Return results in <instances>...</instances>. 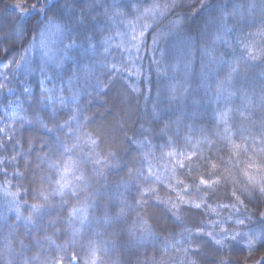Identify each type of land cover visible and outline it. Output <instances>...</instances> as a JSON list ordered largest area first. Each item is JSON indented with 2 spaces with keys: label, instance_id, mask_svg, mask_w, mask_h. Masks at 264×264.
I'll use <instances>...</instances> for the list:
<instances>
[{
  "label": "trees",
  "instance_id": "obj_1",
  "mask_svg": "<svg viewBox=\"0 0 264 264\" xmlns=\"http://www.w3.org/2000/svg\"><path fill=\"white\" fill-rule=\"evenodd\" d=\"M237 2L239 0H0V73L6 71L4 64H12L14 60L20 62V56L25 54L39 34L38 24L43 17L40 12L32 10L33 3L50 7V17L52 12L71 5L65 15L75 14L78 19L84 20L81 33L91 30L89 35L94 32L97 39L111 37L108 54L104 53L102 45L99 46V56L95 58H84L82 50H73L70 53L72 58L65 61L63 70L55 78V85L49 84V87L63 88L61 94L66 99L73 89L80 93L78 105H55L60 121L69 120L72 124V127L65 125L63 133L46 131L36 119L39 117L47 122L53 107L38 103V81L22 76L15 66V79L9 75L5 81L0 76V129H3L0 131V145L8 146V152L3 155H15L18 164L15 170L11 165L0 164V195H8L5 188L11 193L19 189L17 199L25 216L29 214L25 211L28 205L42 202L36 199L40 193L41 177H50L52 181L59 179L56 171L49 168V161L42 158L49 155L46 145H54L56 139L63 141L64 149H71H62L54 157L61 168L71 161L92 177V188L89 192H81L79 197H73L65 190L66 205L59 204L60 197L50 198L53 203L51 211H58V215H45L30 228L15 219V212L1 211L0 216L6 214L12 225L19 226L13 230L0 219V264L9 260L11 264H23L25 259L30 264H55L61 258L64 264H71V255L77 257L75 264H90L93 246L97 249V264H192L193 261L195 264H264V242H257L248 248L246 238L241 235L220 246L209 236L197 234V229H215L214 235H222L215 224L225 218L228 219L224 227L229 232L239 230L241 233L256 228L264 220V194L260 192V187L264 186V167L259 163L264 160V152H260L264 141L258 131L264 127L261 124L264 110L259 107L264 89V51L254 47L253 51L260 53L257 59L249 65H241L245 71L235 83L252 98L249 111L253 115L244 119L238 113H230V132L224 131L225 126L218 123L215 116L217 109L225 107L224 103L213 101L211 92L205 96L200 87L201 73L208 72L210 62L206 50L212 56L224 55L230 60L233 51L239 55L242 50L236 48L238 36L248 37L255 45L264 47V12L259 8L252 15L246 14L242 24L229 25L233 28L227 37L232 43L231 49L222 42L213 43L216 24L211 20L216 14V5L222 3L231 11L232 5ZM155 5L161 7L155 8ZM18 8L25 15L21 16ZM177 20L181 21L178 26L173 23ZM17 27L24 29L23 40L14 39ZM133 35L138 39L133 41ZM67 43L69 41L64 39L63 44ZM133 44L139 47L138 52ZM105 58L109 67L101 68L99 60ZM111 64H116L121 71L113 73ZM215 71L221 79L226 75L222 70ZM22 80H27L33 88L30 99L21 94L17 81ZM215 81L216 77L209 79L212 89L215 88ZM173 86L177 96L187 87L192 96L200 101L197 106L200 114L196 120L181 119L177 109L169 105V89ZM192 96L184 97L189 108ZM231 105L243 107L244 101L237 94ZM154 107L162 110V120L171 125L170 132L167 136L158 132L140 136L142 131L147 133L164 126V123L157 124L152 119ZM73 112L83 117L79 125L71 120ZM20 117H25V122L22 123ZM177 120H180L179 125L175 123ZM47 126L54 129L51 123ZM6 132L14 139H5ZM86 133H91L98 141L95 152L100 153L102 161L109 152L115 153L118 158L119 162L115 164L110 158L106 160L107 166H103L105 175L102 177L94 176L92 171L102 165L85 163L94 158L93 146ZM78 135L82 137L79 142L75 139ZM182 154L197 161V171L191 174L193 179L202 176L208 180L211 177L210 183L212 180L218 183L213 186L214 191L210 190L211 195L205 193L201 186V194L210 203V208L203 211L193 208L185 212L182 205V219L177 221L169 206L177 202V193L184 195L177 185L178 179H183L189 186L191 194L185 195V199L202 202L192 190L191 180L185 178L186 169L178 167V161L186 165L191 163ZM38 158H41L39 163ZM213 164L214 169L211 167ZM129 168L141 170L148 177L155 188L152 198L143 208L136 205L133 197L139 195L137 187L148 186L144 180H139L128 188L126 196L131 210L126 209V217L122 221L107 226L94 224L91 228H82L78 235L73 236L75 225L67 220L68 205H75L77 199L87 197L94 205H99L89 209L90 215H102L104 205L111 208L119 203V197L113 190L119 181L128 177ZM17 171L23 173V179L16 176ZM72 172L71 168L67 172L70 186L78 183ZM54 186V183L43 184L44 189ZM234 190L242 204L232 196ZM97 192L100 195L93 194ZM225 203L235 204L236 207L222 208ZM138 215L147 221L153 232V237L143 243L129 240L127 236V230L136 227L133 222L137 221ZM238 216H248L251 220L237 225ZM50 220L57 221L55 227ZM185 228L191 231L184 232ZM182 232L184 235H181ZM5 237L12 241L14 251L4 247ZM21 240L25 245L23 248L18 243ZM112 241H115V246ZM176 241L180 243L176 244ZM58 245L62 247L58 248Z\"/></svg>",
  "mask_w": 264,
  "mask_h": 264
},
{
  "label": "snow or ice",
  "instance_id": "obj_2",
  "mask_svg": "<svg viewBox=\"0 0 264 264\" xmlns=\"http://www.w3.org/2000/svg\"><path fill=\"white\" fill-rule=\"evenodd\" d=\"M33 11H38L42 14V19L39 21L38 24V31L40 33V40H39V48L41 50V62L38 65H34L33 60L31 58V48L25 51L24 55L20 56V62L17 63L15 60L12 64H4V68L6 69L5 72L0 73V76H3L4 80H8V76L12 75L13 79L16 78V71H13V66L17 69L20 73H22L25 77H30L33 74H39V86H40V93L37 97L38 103H44L45 106L52 105V113L49 116L47 122L43 119L36 117L40 126L44 128L48 132L58 131V132H65L66 127H72L71 121L65 120L62 123L57 115L55 105L59 104L64 106L66 103H73L78 105V96L80 95L79 91L73 89L72 94L69 98H65L64 95L61 93L63 92V88H57L56 86L49 87V84L55 85V78L60 74V72L64 68V63L66 60L71 59L70 53L73 50H82V55L84 58H95L99 56V46L104 47V53L108 54L110 52V40L111 37H100L99 39L96 38L95 33L93 32L92 35H89V31L85 30L83 33L80 32V28L84 24L83 19H78L75 14L65 15V12L71 7V5H65L64 8H61L57 11L52 12V16L50 17L48 13L52 11L50 7L45 6L44 4L37 5L33 3L31 5ZM113 7L115 8L116 5L114 4ZM155 8L161 7L160 5H155ZM164 7H168V5H164ZM259 8L262 12H264V0H239V2L234 3L231 7V11H229L226 5L222 3H218L214 9L215 15L212 17L211 22L216 24V33H215V40L213 43L219 41L223 44L227 45L228 48H232V43L227 39L228 35L233 31V28L229 25H239L242 24L246 19L247 15H252L253 12ZM21 16L25 15L22 9L18 8ZM151 11V10H149ZM107 11H105V15H107ZM91 20V16L88 17ZM175 25H179L181 21L177 20L173 22ZM239 30V29H238ZM262 34H264V30H262ZM143 35V32L140 34ZM251 35V34H249ZM57 36L61 38V44L63 45L60 48L53 49L51 44L48 42V37ZM75 37V39H73ZM24 38V29L22 27H17L14 32V39L17 41L23 40ZM66 39L69 41L67 44H63V40ZM138 37L136 35L132 36V40H137ZM155 43V40H154ZM116 47H122V45H116ZM132 47L137 48V52L139 51V47L135 44ZM254 47H260L261 51H264V47L255 45L252 41L248 39V37L238 36L236 37V48L242 49L239 52V55L235 54L233 51L231 59H226L224 55L219 57H215L211 55V52L206 50V55L210 56V62L208 66V72L201 73V83L200 87L203 89L205 96H207L210 92L212 95V100L216 103L223 102L225 107L223 109H217L215 116L218 123L223 124L224 131L226 133L230 132L229 126V119L230 113H238L241 118L248 119L250 118L253 113L249 111L252 106V98L249 97V93L244 90L243 87H238L235 81L237 78L241 76V74L245 71V68L241 65H249L252 60L257 59L259 52H254ZM214 50V49H213ZM125 51H129L125 49ZM90 66V65H89ZM99 66L101 68L109 67L107 59L99 60ZM111 70L113 73H118L121 71L120 67L116 64H111ZM215 70H222L226 72V75L223 78H219L218 72ZM51 73V74H50ZM211 77H216L215 81V88L212 89L211 85L209 84V79ZM75 79V78H73ZM9 83L11 81H8ZM18 84L21 86V94L25 95V99H30L33 96V88L31 84L27 80L17 81ZM69 84H72V80H69ZM2 86V85H0ZM9 91H14V89H9ZM135 91V89H133ZM169 105L175 107L181 119L183 120H196L199 116V109L198 105L200 101L192 96V93L189 92L187 87H184L179 96L176 94L175 86L170 87L169 89ZM237 94L240 95L241 99L244 101L243 107H237L231 105V102ZM185 96H192V106H189L185 103L184 97ZM231 105V106H230ZM259 107L261 110H264V89H262V95L259 98ZM161 109L154 107L151 112L152 119L159 123H164L161 116ZM83 118L80 113L73 112L71 114V120L75 121L77 125H79L80 119ZM21 122H25V117H20ZM48 123L54 125V129L48 128ZM177 125L180 124V120L175 121ZM261 124L264 125V117H261ZM171 125L169 123H164L163 127L154 128L151 132H141L140 136L144 135H151L153 132H158L161 136H167L170 132ZM3 131V129H0ZM260 132V138L264 141V127L258 129ZM243 135V133H241ZM251 134V133H250ZM88 136V140L90 141L91 145L93 146L94 158L86 161L85 163H92L94 165H102L101 167H94L92 169L94 176H104L105 173L103 171V166L106 165V160L111 159L113 164L118 163V158L116 154L113 152H109L105 160H101V156L99 152H95V146L98 144V141L92 136L91 133H86ZM5 139L13 140L14 137L9 133H5ZM78 142L82 140L81 136H76L75 138ZM229 141L231 142V136H228ZM247 137L245 140L247 141ZM19 143V141H16ZM43 143V142H42ZM130 143H135V141H130ZM48 149L49 155L46 157H42L49 161V168L54 169L56 173L59 175V179L52 181L50 177H41L40 180V193L36 199L41 200L40 203H33L28 205L25 208L29 214L25 216L23 212H21V204L17 199L19 189L16 193L9 192L8 188H5L4 191L8 195L12 196L11 201L7 204V209L15 212V219L18 222H22L25 227H32L37 224L45 215H58L57 212H52L53 203L52 199L55 197H60L59 204L66 205L67 200L65 197V190H68V194L73 197H79L81 192H89L92 188V177H89L86 174V171L71 161L66 164L63 168H61L60 164L56 162L54 157H57V153L61 152L64 149V144L62 140L56 139L54 145L48 144L46 145ZM234 147L239 148V145H234ZM9 150L7 145H0V164L4 165H11L15 170L18 167L16 163V156L11 155H3L7 153ZM65 151H71V149H64ZM15 151V149H14ZM41 151L43 152L44 149L42 148ZM260 152H264V147L260 148ZM172 155V153H169ZM186 156V159L191 163L185 164L181 161H178V167L181 169H186L185 178L191 180L192 190H194L197 195L200 197L202 202H196L195 200H188L185 199V195H190V189L188 185H185L183 179L177 180V185L182 189L184 195L177 193L176 201L170 204L169 211L173 213L177 221H181L182 219V210L181 206L183 205V211L190 212L193 208L197 210H206L211 207L210 203L207 202L204 195L201 194V186H203V191L209 195H211V191L213 190V186L218 183L216 180H212L209 177L208 180L204 179L202 176H197L196 178H192L191 174L197 171L195 165L197 161L193 160L191 156L187 154H182ZM253 155H256V152H253ZM41 158H38V163ZM252 163H256L252 161ZM261 167H264V160L260 162ZM214 169L215 165H211ZM73 169V176L75 181L78 183H72L71 186L69 182H67V172L69 169ZM175 174V172H174ZM4 175L7 178V172L4 171ZM16 176L20 179H23V173L17 171ZM139 180H144L145 183L148 185L147 187L138 186L137 192L138 196L133 197L137 206L143 208V206L147 203L148 199L152 198V194L155 192V188L151 186V181H149L148 177L144 175L143 171L136 170L129 168L128 170V177L119 181L116 185V188L113 190L115 195L119 197V203L113 204L110 208L108 205H104L102 208V215L95 216L90 215L89 209H93L99 207V205H94L92 201H90L87 197L83 200L77 199V203L75 205H68V216L67 220L70 224L75 225L73 228V236L79 234L82 228H91L94 224L96 225H111L117 222L122 221L126 217V209L131 210V206L128 205V197L126 193L130 185H135L138 183ZM53 184L54 187H50V189H44L43 184ZM22 186V185H21ZM175 191V189H173ZM27 191V189H25ZM260 192L264 194V186L260 187ZM95 195H100V193H93ZM232 196L235 198L237 203L242 204L243 201L240 200V197L236 194L234 190L232 192ZM222 208H235L236 205L232 203H225L221 205ZM215 211V209H212ZM238 212L239 209H236ZM0 219H3L6 225L13 230L17 229L19 225H12L10 221L7 219V215L3 214L0 216ZM228 218L225 220H217L215 227L220 229V233L214 235V231H201L197 229V234L199 235H207L214 240L217 245L224 246L226 241L229 240H236L237 237L243 236L246 238V244L248 248H252L257 242H264V220H261L260 223L256 228H250L249 231L241 233L239 230H232L231 232L228 231L227 228L224 227ZM251 217L244 216V217H237L235 223L237 225H244L245 221H250ZM50 223L53 227L56 226V220H50ZM136 227L129 228L127 230V236L129 240H134L138 243H143L153 237L152 230L147 226V221L144 220L142 217L137 218V221L133 222ZM230 227V225H229ZM191 231L189 228H185L184 232ZM184 232L181 235H184ZM46 239H50L46 237ZM20 247L23 248L24 242L21 240L18 242ZM39 244V241H37ZM180 241H176V244H179ZM113 246H115V241H112ZM175 245H173L174 247ZM4 247L9 251H14L12 247V241L5 237V244ZM62 247V246H57ZM187 255V251L185 252ZM97 257V249L96 247L91 248V256H90V264H97L96 261ZM38 259V258H34ZM77 257L75 255H71L69 260L71 264H75ZM6 264H11V260L7 261ZM23 264H30V261L25 259ZM55 264H64L63 259H59L55 262ZM192 264H195L193 261Z\"/></svg>",
  "mask_w": 264,
  "mask_h": 264
},
{
  "label": "rangeland",
  "instance_id": "obj_3",
  "mask_svg": "<svg viewBox=\"0 0 264 264\" xmlns=\"http://www.w3.org/2000/svg\"><path fill=\"white\" fill-rule=\"evenodd\" d=\"M47 39H48V42L53 47V49L62 47V44L60 42L61 38H59L57 36H51V37H48ZM39 40H40V33L37 35V37L35 38V40L33 41V43L29 47V48H31V58L33 60L34 65H38L41 62V50L39 48ZM22 76H24V75L22 74ZM27 78L35 79L38 82H39V79H40L38 73L37 74H33L32 76L27 77ZM11 199H12V197H10L8 195H6V196L5 195H0V212L4 211V210H8L7 209V204H8L9 201H11ZM8 211L13 212L11 210H8Z\"/></svg>",
  "mask_w": 264,
  "mask_h": 264
}]
</instances>
